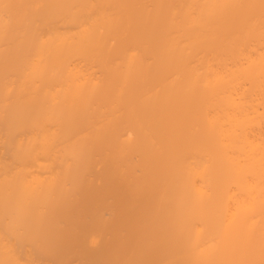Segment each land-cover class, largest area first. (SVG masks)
Returning a JSON list of instances; mask_svg holds the SVG:
<instances>
[{
    "label": "bare ground",
    "instance_id": "1",
    "mask_svg": "<svg viewBox=\"0 0 264 264\" xmlns=\"http://www.w3.org/2000/svg\"><path fill=\"white\" fill-rule=\"evenodd\" d=\"M0 123V264H264V0H0Z\"/></svg>",
    "mask_w": 264,
    "mask_h": 264
},
{
    "label": "rangeland",
    "instance_id": "2",
    "mask_svg": "<svg viewBox=\"0 0 264 264\" xmlns=\"http://www.w3.org/2000/svg\"><path fill=\"white\" fill-rule=\"evenodd\" d=\"M3 133H4L3 125L0 123V137L3 136ZM24 133H25V130L18 129L16 131V136L17 137H20V136L24 137ZM0 161L7 162L10 164H16L17 163L16 162L17 160L11 159L8 151H6V149L4 148V144L1 142V140H0ZM65 264H75V260L73 258H71Z\"/></svg>",
    "mask_w": 264,
    "mask_h": 264
}]
</instances>
